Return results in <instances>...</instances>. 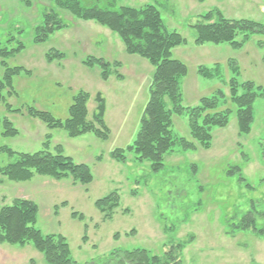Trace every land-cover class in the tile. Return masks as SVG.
<instances>
[{"label":"rangeland","instance_id":"obj_1","mask_svg":"<svg viewBox=\"0 0 264 264\" xmlns=\"http://www.w3.org/2000/svg\"><path fill=\"white\" fill-rule=\"evenodd\" d=\"M79 1L84 7L111 11L124 6L157 7L167 28L185 39V44L172 51L173 59L188 68L182 81L184 107H196L201 98L217 89L228 96L224 82L235 73L240 82L252 81L264 88V36H253L239 49L229 44L198 46L192 28L212 10L221 11L227 19L264 24V0ZM52 10L67 28L46 43L34 44L35 27ZM12 38L15 41L9 49L16 48L19 41L25 48L7 60L9 67H22L31 74L14 77L13 94L8 89L2 92L6 101L0 100V168L16 161L15 155L3 149L38 152L49 137L52 152L60 147L75 163L88 165L94 180L83 185L71 178L58 181L35 175L29 182L17 183L0 174V210L16 199L33 201L39 208L36 228L44 235L64 236L77 264H97L116 249L143 248L163 255L178 244H184L181 264H264V236L234 231L231 226L249 210L264 212V97L254 105L255 121L249 135H239L233 114L226 128L213 130L209 150L197 143L195 151L175 147L165 156L163 170L154 173L149 163L136 161L135 154H127L126 163L111 158L115 149L132 145L139 132L154 72L147 60L128 55L121 39L109 29L78 20L48 0H31L30 7L21 0H0V47H8ZM52 49L65 59L48 63L45 56ZM88 57L120 62L116 72L122 80L113 75L103 81L98 66L84 65ZM200 67L211 70L215 77L203 78ZM3 74L0 68V80ZM81 91L91 97L89 121L97 107L96 96L105 99L107 139L92 133L70 138L64 130L49 129L27 116L26 108L31 106L64 121L73 97ZM6 119L18 130L17 137L3 136ZM173 132L192 141L186 114L173 117ZM234 166L242 169L246 182L228 174ZM114 192L120 197V207L108 218L109 212L99 211L96 202ZM75 213L83 215L84 221L74 218ZM263 223L260 219L259 225ZM0 264L47 263L32 244L0 243Z\"/></svg>","mask_w":264,"mask_h":264},{"label":"trees","instance_id":"obj_2","mask_svg":"<svg viewBox=\"0 0 264 264\" xmlns=\"http://www.w3.org/2000/svg\"><path fill=\"white\" fill-rule=\"evenodd\" d=\"M27 7L31 0H21ZM58 9L65 10L76 19L84 22H95L115 33L122 41L128 55H137L147 60L154 68L153 80L150 86L149 101L143 111L140 129L134 143L125 149L118 148L111 153V158L118 163H126L127 154H135L138 162H147L154 173L163 170L165 156L173 152L175 147L180 150L195 151L196 143L204 150H209L213 143V130L224 129L230 123L231 115L238 122L239 135H249L255 121L254 105L259 97H264V88L252 81L240 82L238 74L228 82H224L229 95L223 89H217L210 96L200 99L196 107L183 106L182 81L188 74L187 66L173 59L172 51L185 44V39L176 31H170L164 23L161 12L153 5L139 8L124 6L118 11L100 7H84L79 0H48ZM67 25L55 11L45 13L41 22L35 27L33 43L42 44L49 41L56 32L65 30ZM196 32L195 43L198 46L213 44H229L234 49L243 47L253 36H264V24L252 20L227 19L219 10H212L201 16V20L192 26ZM242 37L239 41L238 38ZM15 41L12 38L9 46L0 47V68L4 70L0 80V100L6 101L2 95L8 89L14 93L13 79L22 73L30 75V71L22 67L10 68L7 60L21 53L25 46L20 41L16 48L9 49ZM45 59L48 63L64 60V54L50 50ZM88 68L98 66L101 69V79L107 82L113 75L122 80V75L116 71L120 62L109 63L103 58L88 57L84 62ZM234 71H238L234 69ZM199 74L206 79L214 78V72L200 67ZM91 99L84 91L73 97L69 108L68 119L62 121L50 112L27 107V116L44 123L49 129L64 130L68 137L79 138L86 134H94L99 139H107L109 128L105 123L106 101L98 94L95 98L96 110L93 121L88 120L87 104ZM8 106V104H6ZM227 106V107H226ZM11 110V109H10ZM22 110H15L21 113ZM186 114L191 140L177 137L173 132V117ZM4 137H17L19 132L9 120H4ZM47 137L42 150L34 153H17L10 149L3 152L16 156V161L4 168L0 174L9 181L22 183L31 181L35 175L50 177L61 181L71 178L75 183L89 185L94 177L88 165L77 164L63 154L59 147L56 152L50 148ZM264 150V145H263ZM229 175H238L241 183L246 182L240 167H231ZM247 186L250 187L249 184ZM64 203L62 206H65ZM96 207L102 213L109 212L112 216L120 207V197L114 192L96 202ZM39 208L30 200L16 199L12 204L5 205L0 210V243L25 247L33 245L43 254L47 264H77L72 257L67 239L62 235H44L36 228ZM74 218L84 221V216L73 214ZM264 212L249 210L238 223L231 224L234 231H252L264 236ZM184 244L172 246L163 255L152 254L149 250L136 248L132 250L116 249L108 256L97 260V264H181Z\"/></svg>","mask_w":264,"mask_h":264}]
</instances>
